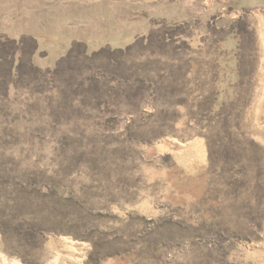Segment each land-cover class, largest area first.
<instances>
[{"label": "rangeland", "instance_id": "374dc122", "mask_svg": "<svg viewBox=\"0 0 264 264\" xmlns=\"http://www.w3.org/2000/svg\"><path fill=\"white\" fill-rule=\"evenodd\" d=\"M55 242L264 264V0H0V257Z\"/></svg>", "mask_w": 264, "mask_h": 264}, {"label": "bare ground", "instance_id": "6f19581e", "mask_svg": "<svg viewBox=\"0 0 264 264\" xmlns=\"http://www.w3.org/2000/svg\"><path fill=\"white\" fill-rule=\"evenodd\" d=\"M54 246L62 249V251H60V255H62V256L59 257V254L57 253L58 254V259L55 258L56 260H54L55 262H52V264H74L71 261V257H72V254H73V251H72V248H71L72 246L66 245L63 242H55ZM55 252H57V251H55ZM0 264H12V263L7 262L4 258L0 257Z\"/></svg>", "mask_w": 264, "mask_h": 264}, {"label": "crops", "instance_id": "0c3cea01", "mask_svg": "<svg viewBox=\"0 0 264 264\" xmlns=\"http://www.w3.org/2000/svg\"><path fill=\"white\" fill-rule=\"evenodd\" d=\"M42 51H43V49L40 48V49L38 50V52H37L38 54H36L35 57L37 58V56L39 55V53H41Z\"/></svg>", "mask_w": 264, "mask_h": 264}]
</instances>
